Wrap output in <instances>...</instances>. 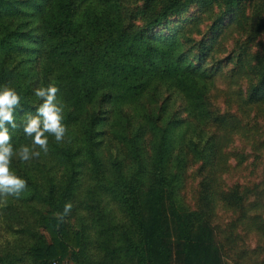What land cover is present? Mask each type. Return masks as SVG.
<instances>
[{
	"label": "trees",
	"instance_id": "trees-1",
	"mask_svg": "<svg viewBox=\"0 0 264 264\" xmlns=\"http://www.w3.org/2000/svg\"><path fill=\"white\" fill-rule=\"evenodd\" d=\"M49 84L67 131L12 158L0 264H148L166 202L194 259L264 264V0H0L14 149Z\"/></svg>",
	"mask_w": 264,
	"mask_h": 264
},
{
	"label": "clouds",
	"instance_id": "clouds-1",
	"mask_svg": "<svg viewBox=\"0 0 264 264\" xmlns=\"http://www.w3.org/2000/svg\"><path fill=\"white\" fill-rule=\"evenodd\" d=\"M58 91V87L53 84L34 90L41 103L34 113H26L22 120L24 135L31 138V146L21 145L14 149L9 129L21 126L17 124L15 115L16 110L21 107V97L12 87H0V195L19 197L26 187V181L10 170L14 156L23 162H29L33 158H39L41 152L48 153V135L53 136L58 143L63 141L67 128L62 123L63 104L57 101ZM71 209L72 204L66 203L63 211L56 213V217L63 221Z\"/></svg>",
	"mask_w": 264,
	"mask_h": 264
},
{
	"label": "crops",
	"instance_id": "crops-1",
	"mask_svg": "<svg viewBox=\"0 0 264 264\" xmlns=\"http://www.w3.org/2000/svg\"><path fill=\"white\" fill-rule=\"evenodd\" d=\"M164 227L156 237H151L145 244L148 264H205L204 261L193 258V246H188L184 235L175 226V220L165 203ZM214 243V238H212ZM206 244V243H204ZM65 264H70L65 262ZM220 264L226 263L220 258Z\"/></svg>",
	"mask_w": 264,
	"mask_h": 264
},
{
	"label": "rangeland",
	"instance_id": "rangeland-1",
	"mask_svg": "<svg viewBox=\"0 0 264 264\" xmlns=\"http://www.w3.org/2000/svg\"><path fill=\"white\" fill-rule=\"evenodd\" d=\"M240 144V141L237 139V138H235V142L233 143V146H238ZM229 162L232 164V163H234V160L233 159H230L229 160ZM250 168V167H249ZM249 178H251V179H254V180H257L258 179V173H254V174H250V173H248V171L247 170H244L243 172H242V176L240 177V180L241 181H244L245 179H249ZM190 185H192V181H190ZM45 235H46V238L48 239V235L45 233ZM41 243H43L42 241H41ZM225 259V258H224ZM225 261H226V263H228V264H232L229 260H227V259H225Z\"/></svg>",
	"mask_w": 264,
	"mask_h": 264
}]
</instances>
